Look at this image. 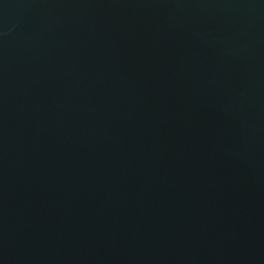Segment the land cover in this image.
Returning <instances> with one entry per match:
<instances>
[{
    "label": "water",
    "instance_id": "water-1",
    "mask_svg": "<svg viewBox=\"0 0 264 264\" xmlns=\"http://www.w3.org/2000/svg\"><path fill=\"white\" fill-rule=\"evenodd\" d=\"M0 264H264V0H0Z\"/></svg>",
    "mask_w": 264,
    "mask_h": 264
}]
</instances>
